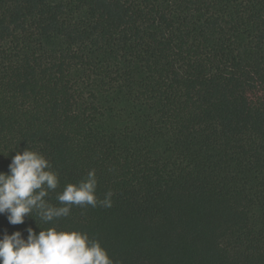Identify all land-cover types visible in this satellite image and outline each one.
Instances as JSON below:
<instances>
[{
  "label": "trees",
  "instance_id": "obj_1",
  "mask_svg": "<svg viewBox=\"0 0 264 264\" xmlns=\"http://www.w3.org/2000/svg\"><path fill=\"white\" fill-rule=\"evenodd\" d=\"M25 147L98 203L113 264H264V0H0V172ZM111 192V206L103 201Z\"/></svg>",
  "mask_w": 264,
  "mask_h": 264
},
{
  "label": "clouds",
  "instance_id": "obj_2",
  "mask_svg": "<svg viewBox=\"0 0 264 264\" xmlns=\"http://www.w3.org/2000/svg\"><path fill=\"white\" fill-rule=\"evenodd\" d=\"M58 183L57 174L43 154L27 147L15 151L8 172H0V214L6 213L8 223L18 225L35 211L48 223L68 216L72 205L97 206L94 170L78 184L65 185L56 196L60 207L45 199L50 191L56 190ZM111 195L108 192L100 203L110 207ZM25 231L26 239L20 231L10 235L5 231L0 237V264H113L100 243L89 239L86 233L55 227L40 229L38 233L32 227Z\"/></svg>",
  "mask_w": 264,
  "mask_h": 264
}]
</instances>
